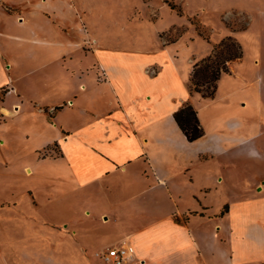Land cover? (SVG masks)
Here are the masks:
<instances>
[{"label": "crops", "instance_id": "1", "mask_svg": "<svg viewBox=\"0 0 264 264\" xmlns=\"http://www.w3.org/2000/svg\"><path fill=\"white\" fill-rule=\"evenodd\" d=\"M170 1L181 14L164 0L60 2L54 32V1L29 0L31 35L0 28V180L13 168L23 179L0 200L5 263L105 264L98 253L130 245L127 264H264V0ZM241 15L245 29L228 26ZM87 16L105 30L84 35ZM175 17L188 22L170 29L186 31L169 40ZM228 36L243 57L214 98L193 92L195 64ZM187 104L204 130L194 142L174 119ZM51 147L59 155L39 156ZM230 180L252 181L212 211L205 201Z\"/></svg>", "mask_w": 264, "mask_h": 264}, {"label": "rangeland", "instance_id": "2", "mask_svg": "<svg viewBox=\"0 0 264 264\" xmlns=\"http://www.w3.org/2000/svg\"><path fill=\"white\" fill-rule=\"evenodd\" d=\"M9 1L10 0H4V4H5V7H6L5 10H8L14 16L4 15V22L0 25V28L5 29V32H7V29L9 27H11V28L16 29L17 32L19 30L22 34L26 33L28 35H31L33 31L31 30V27H30V24L32 23L30 21V15H32L33 12L36 13L38 10L28 6L27 3L29 2V0L26 1L27 3L24 2V3H26L25 7H22V8L21 7L10 8L8 6V2ZM17 1H19V0H17ZM32 1H35V0H32ZM53 1H54L53 2L54 6H56L57 9H55V10L53 9L52 11H48L47 12V17L48 18L47 17H45V18L48 19V21L51 22V24H48V29L54 31L57 28V26H61V23L56 18L57 16H59L60 13L63 12L62 11L63 9L61 8V5H59L60 2L67 3V2L73 1V2H75L77 4H85L86 3L87 5H92V4H94V2H98L99 4H101V3H103V2H105L107 0H53ZM114 1L120 2V0H113V2ZM138 1H146L145 3H147V4L149 3V2H147L148 0H138ZM24 3H22V5ZM115 4H116V2L113 3V6L116 9ZM157 5H158V2L155 3V7H158ZM152 6H154V5H152ZM157 9H160V8H157ZM24 11H26V12H24ZM101 11L102 12H108V10H105V9H101ZM23 12H24V14H23ZM163 12L164 11L162 10L161 13H163ZM161 13L159 12L160 15H161ZM20 14H22L21 16H23V17H20L19 16ZM230 16H232V15H230ZM236 19L237 20L232 21L230 25L228 24V26L231 27L232 29L243 30V29H245L248 26V22H249L248 18H244L241 15V16H237ZM179 20H182L183 22H188L187 18L179 17V18L176 19V17H175L173 19L172 18H165V21H166L165 24L167 25V27H169V26L171 27V26L177 24V21H179ZM86 21L88 22L87 26L89 27V29H87V30H85L83 32L84 35L87 32L89 33L90 29L93 30L94 32L95 31L103 32L105 30V25L104 24H96V23H94L95 19L91 20V19H89V16L86 17ZM190 21H191L192 24H196L197 23V25L198 24L200 25V23L198 22L197 18L190 19ZM97 22L99 23L98 20H97ZM35 23H37V22H35ZM202 23L205 24L204 21H202ZM18 24H20V27H19ZM90 25L93 26V27L98 26L100 28V30H94ZM43 26H46V24L43 25ZM170 27H169V29H170ZM74 29H76V31L73 32V33H76V34L81 33L82 34V30H81V28L78 25L74 24ZM169 31H170V33H168L167 38L169 40H177L182 35V33L185 32L186 30L183 27V28H178V29H175V30L170 29ZM54 32H56V30ZM204 33L206 35L210 36L208 31L204 30ZM164 35H166V33ZM249 58H251V57L249 56V53H248L247 54V59H249ZM203 91L206 92V88H203ZM4 93H5L4 91L0 93V101H2V96H3ZM1 120L2 119L0 117V121ZM261 140H262L261 141V144H262L263 141H264V136H262ZM13 155L17 156V157H20V158H22L21 156H23V155H21L19 153L18 154H13ZM50 155H56V156L59 155L58 148L57 147H51L50 149H48L46 151H42L39 154V156L42 157V158L45 157V156H50ZM9 158L10 159L12 158V154H10ZM6 173H7V175L2 177L1 180H0V200H2L4 198V196L9 195L10 193H12V191L14 189H18L21 186V185H19V183L17 184L15 182V180H23L22 178L19 177V176H21V169H19V168H17V169L13 168L11 170H6ZM260 174L262 176H264V165H263V163H262V167H261V170H260ZM36 180H41L42 181V182L38 181V182L35 183L36 188H38V189L43 188V183H44L43 180H46L45 179V173H44V175H42L40 178H37ZM251 181L252 180H230L229 188H227V190H224V191L214 190L212 192V194H210L209 198L205 201L206 205L211 206L212 207V211L219 210L221 206L224 207V205L226 203H229V201L231 200V197L233 196V193L237 192V190L239 188V185L242 184L241 187L244 188V190H249L247 184H249V182H251ZM249 192L250 193H248L245 196V199H248L249 201L253 202L254 200H256L257 196H256V194H254L253 189L251 191H249ZM189 205H190L189 202H186V207H189ZM26 258H28V257H26ZM8 259L9 260L6 261V263H5V260L0 258V264H35L33 262H30L29 259H25L24 257H22V255L13 256V254H12V256L9 255Z\"/></svg>", "mask_w": 264, "mask_h": 264}, {"label": "trees", "instance_id": "3", "mask_svg": "<svg viewBox=\"0 0 264 264\" xmlns=\"http://www.w3.org/2000/svg\"><path fill=\"white\" fill-rule=\"evenodd\" d=\"M173 10L179 14L182 11L170 0H165ZM198 33L207 41H210L199 26ZM242 45L233 37L224 38L208 57L198 61L191 74L190 82L193 92L200 93L206 98H214L218 81L223 74L230 72V64L243 57ZM206 88V92L203 91ZM174 119L189 142H194L204 135L198 113L192 105L187 104L174 113Z\"/></svg>", "mask_w": 264, "mask_h": 264}, {"label": "built area", "instance_id": "4", "mask_svg": "<svg viewBox=\"0 0 264 264\" xmlns=\"http://www.w3.org/2000/svg\"><path fill=\"white\" fill-rule=\"evenodd\" d=\"M135 255V249L130 245H122L106 249L98 253L105 264H127Z\"/></svg>", "mask_w": 264, "mask_h": 264}]
</instances>
